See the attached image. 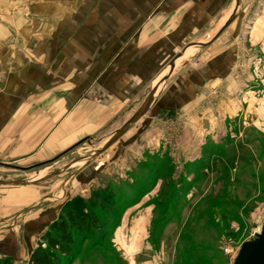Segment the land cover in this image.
I'll list each match as a JSON object with an SVG mask.
<instances>
[{"label":"crops","instance_id":"crops-1","mask_svg":"<svg viewBox=\"0 0 264 264\" xmlns=\"http://www.w3.org/2000/svg\"><path fill=\"white\" fill-rule=\"evenodd\" d=\"M239 2L240 12L227 30L219 37L201 40L192 55L189 48L181 58L187 60L180 75L156 95L148 113L104 153V157L118 156L111 162L114 166H124L119 159L122 149L146 141L140 150L146 162L140 161L135 171L125 167L121 171L119 166L118 176L110 177V183H136L134 188H140L153 178L154 189L160 186V173L171 174L178 167L186 173L191 167L189 159L180 164L175 160L180 152L173 148L175 138H170L169 126L199 103L206 116L198 124L196 119L188 120L184 132L177 135L182 136L177 138L183 144L181 154L187 157L186 152L197 148L198 141H203L195 150L199 161L204 149L212 146L208 140L215 145V137H209L218 133L219 126L212 123L215 112L234 111L229 117H239L245 127L252 125L264 134V0ZM236 3L0 0V165L54 162L84 142L99 141L101 145L95 149H100L144 103L151 89L173 76L184 48L202 30L221 26ZM244 61H249L247 74L242 71ZM215 81L225 84L231 98L229 104L217 108L207 100V87ZM155 122L164 127L152 133L149 128ZM216 148L220 147L210 150ZM214 152V156L219 153ZM105 163L96 171L103 173L108 168ZM98 179L94 176L87 182L94 187ZM143 196L135 199L131 195L133 207L143 203L147 197ZM64 202L57 211L46 207L42 218L54 214L51 223ZM129 216L126 211L120 218L119 238ZM145 223L144 216L136 219L138 226ZM136 230V237L146 234V230ZM137 248L130 249L136 252Z\"/></svg>","mask_w":264,"mask_h":264},{"label":"rangeland","instance_id":"rangeland-1","mask_svg":"<svg viewBox=\"0 0 264 264\" xmlns=\"http://www.w3.org/2000/svg\"><path fill=\"white\" fill-rule=\"evenodd\" d=\"M193 50L195 48H191L189 54L192 55ZM242 71L246 74L249 72V61H244ZM224 85L215 81L207 87V100L216 108L222 103L231 102ZM233 112L223 110L221 115L215 112L216 119L212 123L214 126L216 123L219 129L216 128L218 133H210L209 137H215L216 143L214 145L213 140L208 141L212 142L211 147L221 149H204V157L200 161L195 158V150L201 148L203 141H198L197 148L186 152L187 157L181 154L183 144L177 138L182 136L177 135L184 132L188 120L196 119V124L202 121L206 110L199 103L180 114V120L173 121L169 126L170 138H175L171 143L180 152L175 159L177 163L189 159L191 167L186 173L180 167L171 174L160 173L158 188H151L153 178L140 188H134L136 183L125 185L118 197L124 192L135 199L142 194L147 197L135 208L131 195L123 197L115 213L108 217L110 225L107 237L100 236L104 247L97 252L89 251L92 241H88L81 247L82 255L77 264H234L242 244L252 240L264 223V134L252 125L245 127L244 120L239 117H229ZM163 127L155 122L149 131L157 133ZM132 132L135 133L131 131L130 134ZM220 138H224L223 141ZM145 142H133L122 149L119 159L123 160L124 166L111 164L118 156L104 157V154L83 163L101 145L99 141L84 142L54 162L27 161L10 166L0 165V180L21 182L16 189L0 184V259L10 256L15 264H28L29 254L37 247L54 216L42 218L44 209L47 207L57 211L63 201L82 193L89 197L91 190L107 186L110 177L118 176L119 166L121 171L125 168L139 169L140 161L146 162V159L143 160L146 157L141 156L140 151ZM215 150L219 152L217 156H214ZM105 160L108 168L104 167L106 170L103 173L96 171ZM69 164H74V167L46 182H40ZM113 166V170L109 168ZM94 176L100 180L93 187L87 181ZM23 185L27 187L23 188ZM28 190L30 192H26ZM64 192L66 195L62 196ZM126 211L130 216L120 229L123 235L119 238L116 235L118 227L114 230V224ZM140 216L145 217V225L136 224ZM134 229L137 232L146 230V234L136 237ZM135 237L139 239L138 246ZM129 246L138 247V250L134 252L135 249ZM227 246L231 247L230 252L225 251ZM124 259L127 263L123 262Z\"/></svg>","mask_w":264,"mask_h":264},{"label":"trees","instance_id":"trees-1","mask_svg":"<svg viewBox=\"0 0 264 264\" xmlns=\"http://www.w3.org/2000/svg\"><path fill=\"white\" fill-rule=\"evenodd\" d=\"M124 187V184L110 183L91 190L89 197L76 195L67 199L32 250L29 264H75L82 255L81 247L88 241H92L89 251L97 252L104 247L100 236L107 237L108 217L115 213L123 197L130 195L124 192L117 196ZM119 223L120 219L114 224V230ZM0 264H15V261L8 256L0 259Z\"/></svg>","mask_w":264,"mask_h":264},{"label":"water","instance_id":"water-1","mask_svg":"<svg viewBox=\"0 0 264 264\" xmlns=\"http://www.w3.org/2000/svg\"><path fill=\"white\" fill-rule=\"evenodd\" d=\"M240 9H241V4L239 0H237L236 8L233 14L221 26L211 27L202 30L198 34V36H196L178 56V63L173 76L159 83L158 85L154 86L149 92V94L145 97L144 103L135 111V113L126 121V123L120 129H118L113 134V136L105 144H103V146L100 149L96 150L94 154H92V156H90V158H88V160L84 161L83 163H88L103 155L123 135L129 132L132 129V127H134L148 113L150 106L155 100L156 95L160 94V92H162L170 82H172L175 78H177L180 75L187 60V58L182 60L181 58L184 57L187 50L189 48H196L200 44V41L203 40L204 38L211 36L219 37L232 24V22L238 16ZM72 167H74V164H69L65 166L61 171L55 172V174H53L52 176L43 178L40 182H46L51 178L56 177L62 174L63 172L71 169ZM20 183L21 182H8V181L0 180V184L2 186L10 187L13 189H16L15 188L16 185ZM26 192H30V190ZM234 264H264V223L262 225L261 232L257 234L256 238L246 241L242 244Z\"/></svg>","mask_w":264,"mask_h":264},{"label":"built area","instance_id":"built-area-1","mask_svg":"<svg viewBox=\"0 0 264 264\" xmlns=\"http://www.w3.org/2000/svg\"><path fill=\"white\" fill-rule=\"evenodd\" d=\"M195 63H197V61H196ZM260 232H261V231H260ZM260 232H256V233L254 234V238H256L257 234H259ZM254 238H253V239H254ZM225 251H226V252H230V251H231V247H230V246H227L226 249H225Z\"/></svg>","mask_w":264,"mask_h":264}]
</instances>
